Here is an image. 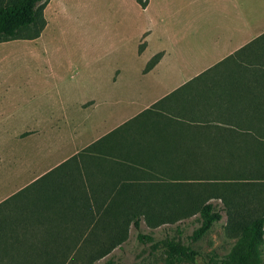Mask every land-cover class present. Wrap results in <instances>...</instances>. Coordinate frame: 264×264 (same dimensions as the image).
I'll list each match as a JSON object with an SVG mask.
<instances>
[{
	"label": "rangeland",
	"instance_id": "1",
	"mask_svg": "<svg viewBox=\"0 0 264 264\" xmlns=\"http://www.w3.org/2000/svg\"><path fill=\"white\" fill-rule=\"evenodd\" d=\"M130 1L50 0L39 37L25 38L35 29L31 28L21 38L0 42V202L42 173L34 170L40 159L61 154L51 146L56 135L42 136L33 145V134H17L35 119L39 103L33 96L50 85L54 93L69 99L97 96L99 116L108 108L128 107L127 80L118 85L112 77L122 66V76H137L133 50L115 48L121 31H127L125 4ZM260 112L261 117L243 119L247 131L230 135L226 150L201 160L210 165L182 167V178L187 179L153 180L140 189L138 183L126 207L108 211L107 199L104 203L99 197V208H92L95 214L85 215L84 222L61 220L71 213L46 214L37 207L41 189L29 187L0 213V264H205V255L225 254L240 225L264 213V106ZM76 114L67 121L83 123ZM96 116L92 113L88 121L96 125L100 121ZM38 186L46 189L44 182ZM206 202L220 211L221 219L191 242L189 236L199 226V208ZM138 234L150 239L141 240ZM167 238L190 244L198 255L171 263L164 248Z\"/></svg>",
	"mask_w": 264,
	"mask_h": 264
},
{
	"label": "crops",
	"instance_id": "2",
	"mask_svg": "<svg viewBox=\"0 0 264 264\" xmlns=\"http://www.w3.org/2000/svg\"><path fill=\"white\" fill-rule=\"evenodd\" d=\"M125 5L127 31L115 48L132 49L138 71L127 78L118 67L112 80L118 85L127 80L128 107L108 108L99 116L97 96L69 99L50 85L33 96L39 103L35 119L17 134H33V145L56 135L51 146L61 154L40 159L38 168L30 163L42 173L29 183L48 174L50 181L73 183L83 199H97L100 191L110 197L108 187L118 181L121 167L182 164L177 161L188 158L184 151L223 148L217 136L242 132L231 130L228 119L262 116L257 103L264 95V0ZM77 111L84 118L78 125L87 124L82 128L67 121ZM92 113L100 118L96 125L88 121ZM102 139L106 142L99 143ZM122 173L130 179L129 172Z\"/></svg>",
	"mask_w": 264,
	"mask_h": 264
},
{
	"label": "trees",
	"instance_id": "3",
	"mask_svg": "<svg viewBox=\"0 0 264 264\" xmlns=\"http://www.w3.org/2000/svg\"><path fill=\"white\" fill-rule=\"evenodd\" d=\"M49 0H0V42L7 41L10 39L21 38L24 31L35 28L31 34L27 35L26 39H33L39 36L40 32L44 28L46 21L43 15V10ZM141 6H145L148 0H137ZM154 58L150 63L149 67L155 62ZM260 87H258L259 89ZM264 93V87L262 88ZM264 97V95H263ZM264 106L261 102L257 103L258 111L260 112V107ZM261 117V116H258ZM258 117H248V118H258ZM245 118V119H248ZM244 119V120H245ZM243 119L232 118L228 119V124H231L235 128L248 129V123H245ZM245 131V132H246ZM243 133V132H241ZM240 134V132L231 131L230 134H223L217 136V139L223 138L225 141L223 143V148H215L213 150H203V151H184V155L187 159L178 160L182 164L174 165H134L132 167H121L118 172V181L110 188V197L106 196V192L100 191V200H104L105 207L108 211L114 208L126 207L129 204V198L135 197L136 195V185L137 189L142 188V184L157 180L163 182L170 179H187L182 178L183 169L186 166H200V165H210L211 163L203 162L201 160L213 159L215 157V151H222L227 149L232 142L230 135ZM106 142L105 139L99 141V143ZM193 155V156H192ZM195 156H198L196 158ZM184 157V156H183ZM54 171L50 172L51 174ZM122 172H129L130 179L126 180L122 178ZM179 177V178H177ZM45 183L46 189L41 186L36 187L38 183ZM62 182V183H61ZM73 183H68L65 181L49 180L48 174L37 179L36 181L30 183L29 185L21 188L18 192L13 194L7 199L0 202V213L2 209L7 204L14 205L17 202H10L12 199H17L18 196L29 187L41 189L37 192V197L39 198V207L46 214L48 212L60 213V217L64 213H71L68 217L62 218L61 220H69L70 222L86 220L85 215L95 214L96 210L92 208H99V198H81L79 196L80 192L73 190ZM112 190V192H111ZM16 201V200H15ZM92 201V202H91ZM80 203V205L78 204ZM91 203L94 206H91ZM96 205V206H95ZM69 211V212H66ZM134 214L133 224L135 228L139 227V220ZM221 213L215 208L211 202H206L201 205L198 212L199 226L193 230L189 239L191 242L200 239L211 227L212 225L221 219ZM54 219V220H58ZM48 220V219H47ZM13 231V230H11ZM139 239H145L150 237L138 234ZM3 238V230L0 227V240ZM164 248L167 258L171 263H176L181 258H186L193 260L198 252L194 250L190 244L184 243L178 238H167L164 241ZM264 252V213L257 214L247 221L243 222L239 229L236 240L232 243L229 250L222 255L215 252L205 255V264H260L261 256Z\"/></svg>",
	"mask_w": 264,
	"mask_h": 264
}]
</instances>
